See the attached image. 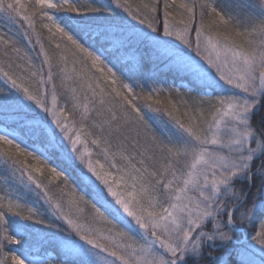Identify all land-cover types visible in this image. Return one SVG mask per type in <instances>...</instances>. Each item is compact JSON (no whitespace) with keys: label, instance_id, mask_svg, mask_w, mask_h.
Listing matches in <instances>:
<instances>
[{"label":"snow or ice","instance_id":"snow-or-ice-1","mask_svg":"<svg viewBox=\"0 0 264 264\" xmlns=\"http://www.w3.org/2000/svg\"><path fill=\"white\" fill-rule=\"evenodd\" d=\"M0 21V264H264V0Z\"/></svg>","mask_w":264,"mask_h":264},{"label":"trees","instance_id":"trees-1","mask_svg":"<svg viewBox=\"0 0 264 264\" xmlns=\"http://www.w3.org/2000/svg\"><path fill=\"white\" fill-rule=\"evenodd\" d=\"M3 22L2 21H0V24H2Z\"/></svg>","mask_w":264,"mask_h":264}]
</instances>
